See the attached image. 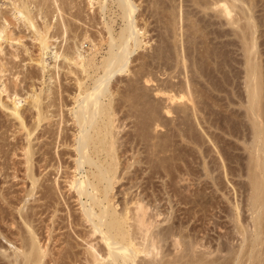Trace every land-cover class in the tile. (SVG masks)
<instances>
[{"label": "rangeland", "instance_id": "1", "mask_svg": "<svg viewBox=\"0 0 264 264\" xmlns=\"http://www.w3.org/2000/svg\"><path fill=\"white\" fill-rule=\"evenodd\" d=\"M62 1L63 2H61V0H58V7L62 6L61 8L60 7L59 8H60V11H62L64 13L58 11V9L56 7L57 5L56 4L53 5V3H54L53 0H52V2H51V0H46L45 2L47 4L44 2V0H41V1L40 0H37V1L34 0V2H36V5H33V7H32L33 11H34L33 18H34V23H35L36 27L38 29H41V30L47 24L51 25V27H52V29L50 30V35L52 37L51 41L55 45H53L50 50L45 52V55L43 57V60H44V63H45V65H44L45 68H43V66H40V64L37 61L40 58V56H41L40 55L41 54L40 42L37 39L38 33L35 31L34 28H32L30 26L28 27L27 24H24L25 23L24 21L17 20L15 18H13L12 15L11 16L9 15L11 13V10L13 9V6L11 5L12 3H11L10 0H0V8H2L4 13L5 12L8 13L7 11H10L7 14L8 16L6 15V18L10 22V25L8 27V30H9L8 34H11L12 39H15V40H11V39L10 40H5V41L2 42L3 43L4 52L0 55V58H2L1 60L4 63L3 64L4 65L3 66V70H5V71H4L3 74L0 73V76H1L0 77V92H2V94L0 93V97H1V99L4 102H6L9 105H12L14 100L19 101L21 103V105H22V107H21L22 113L26 116V118L30 121V124H31V123H34V119L35 118H33V117H35V114L37 113V111L36 112L34 111L35 108H33L34 107L33 104H32L33 97H34V95L39 94V92H40L42 102L44 103V104H42V107L44 105V109L43 110L44 111H48L49 112L48 115L50 117H53V118H51V120L53 122L45 123V125L43 124L44 127H42V130H41L43 132V134L45 132L44 130L48 129V128L49 129L52 128L53 130L51 129V131H53V132L56 131L57 132L60 128L67 127L69 129V131H68L69 134L72 135L73 133H75V130H76V128L73 127L74 125H73V120H72L73 117H74V114H72L73 113L72 111H73L74 106H76V101H75L74 97H76L78 94H80V92L82 94H85L86 92L90 91L92 89V87L94 86L96 79H98L101 75H103L104 70H102L103 67L101 65H103V60H104L103 58L108 56L107 52L110 49L109 48V43H107L108 42L107 40H110V38H111L110 35H108V34H110L108 31L111 30L112 35L115 38L118 39V37H120V34H121L123 28H125L124 27L125 26V21L122 18V15H121L122 11L119 8L118 4L116 2H114V1L112 2V0H109L108 1L109 3L108 2L104 3L102 0H100V1L97 0V1H95V4H94L95 8L89 5V2H88L89 0H86V1L85 0H83V1L82 0H75V1L73 0L72 4L70 3L71 0H67V1H69L68 3L65 0H62ZM254 1L256 2L255 3V5L257 6L256 9L258 10L256 12H254L255 18H257V19H255L256 20V24L258 25V26L256 25V27H259V28H257V30H255L256 27L254 28V31H256V33H255L256 35L254 36V39H256L255 42L257 41L256 45L257 44L258 45H257V49H256L257 52L255 53V55H253V57L255 56L253 59H255L256 61L253 60V62L254 63L255 62L258 63L259 65L261 64V66H262V65H264V22H263L264 21L263 20L264 19V15H263L264 14V7H263L264 6V0L263 1L262 0H260V1L259 0L258 1L254 0ZM37 2L40 5H38ZM65 2L67 3V5H65ZM134 2L138 6V11H137V14H136L137 24L139 26L142 25L141 28H143V30L145 29L144 31L146 32L145 36H141V39L144 41V43L145 42L146 43L145 44L143 43L142 46L140 48H138L133 53L132 58H131V62L129 64L130 70L127 73H124L122 75H117L112 81V83H114V84L111 83V85H110V89H112L111 92L107 95V97L102 98V100L104 101V104L106 103L105 105H109L108 103L110 102V105L112 104L115 107V104H117V106H116V109L118 107V109L116 110V112H117L116 113L117 114V117H116L117 124L120 123L119 126L120 125L122 126L121 127L120 137H123L125 135L126 139L129 138L130 143L134 142V144L136 146L132 145L133 148L134 147L135 148L138 147L141 150L140 151L137 148L135 151L136 152L138 151L139 153L141 152L142 154L138 153L140 155V157L141 158L142 157H144V158L146 157V159H147V161H146V159L144 160V158L143 159L140 158L143 161V163H144V165L140 163L144 171H142V168H140L141 173L138 172L139 175H136V174H138L137 171H139V166H140V165L136 164V166H138V167L134 166L135 168H133L131 170V173H133V174L136 173V174H134V177H132V179L133 178L134 179L133 180L130 179V178L128 179L129 181L132 180V183H130L131 181L129 182L128 180H125L124 184L126 186H123V187L125 189V188H127L128 186H130V185H132L134 183L137 185V186H134L136 188H134L133 185L131 186V190L133 192H131V196H129V197H132V193H133V196H135L134 194H138L140 191H142V189L146 188L145 190H147V193H146L145 190H144L145 192L143 191V193L150 194V196H147V197L152 199V200H150V199L149 200L152 202L153 211L157 212L159 210V212L163 214V216L161 215V217L159 218V221L163 222L162 227H166V225L168 226V224L170 225V222L172 221L174 225H176V224L178 226L182 225V227H184L185 230H190L192 232H195L193 234L194 235L198 234L197 237L199 239H201L204 236V238H205L204 242L206 241V242L210 243V241H212L211 242L212 243L211 246L214 245V247H217L219 240H220V242H222V236H224L223 237V243L225 242L224 245L227 244L228 242H229L228 244H231L230 242L232 241V238L235 237L234 236V224L232 223L233 221L231 220L232 219L231 215L235 211V204L240 206L239 207V211H240L239 214H240V217L242 216L241 220L251 221L250 220L251 219V214H249V211L247 210L248 209L247 203H248L250 189H251L250 188L251 186L248 183V181H250V179L248 177V173H249V168H248L249 163L248 162H249V157H250L249 154H250V152L248 151L247 147L252 142L253 129L251 128L252 126H251V122H250L249 118L246 119V117H248V113H246L247 112L246 106H248V100H249L248 96L249 95H248V90H246L247 89V79H246L247 78V70L246 69L248 68V64H247L248 60L246 58H248V57H247L246 52L244 50L245 49V44H243V42H242V35H244V34L241 31V29H238L237 27L229 25L225 18L221 19L220 16H217L218 14H216L217 12L215 10L211 9V10H205V12H202V11H204L202 5L205 4V3L207 4V1H205V0L203 2H202V0H175V1L174 0H134ZM193 2H195V3H193ZM208 2L210 3V2H212V0H208ZM259 2H261V3H259ZM196 3L201 5L202 10H201L200 5H197ZM178 4H180L179 6H180V8L182 10L184 9L183 12L185 11V13L182 12L183 14H187L188 15L189 13H191L189 15V17H191V18H189L188 16L187 17L184 16V18H186V20L184 19L185 22H183V23L180 22L182 14L180 15L178 13L181 10V9L178 10V8H179ZM76 5H78V6H76ZM104 5H105V8L103 10L102 7ZM173 5H175L174 7L176 8V11H175V8L173 7ZM63 6H64V8H63ZM40 7H41V9H40ZM35 9H36V11H38L39 9L40 10L38 12H36ZM61 9H63V10H61ZM64 9H65V11H64ZM171 9H174V11L177 13V16L178 15L180 16V17L178 16V18H179V23H180L179 25L181 27H180V29L177 30V33H178V35L176 34L177 37L173 36L174 35V30H170L169 29V27L172 26V25L168 24V22L171 21V18L173 19V17L171 16V14H172ZM239 10L240 9H238V13L237 14L238 15L240 14L239 16L241 17V15H243V14L240 13L242 11L239 12ZM246 10H247V8H246ZM45 12H48L49 14L45 13ZM79 12H80V14H78ZM151 12H152V14H151ZM170 12H171V14H170ZM60 13H61V15H60ZM75 13H77V14H75ZM164 13H166V14L164 15ZM205 14H206V16H205ZM258 15H259V17H258ZM62 16H65V18L64 17L62 18ZM97 16H99V17H97ZM203 17L206 18V19H204ZM236 17H237V15H236ZM240 17H237V18H240ZM243 17H241V18H243ZM178 18H177V22H178ZM188 18L191 19V20L188 21L189 20ZM168 19H170V20H168ZM196 19H197V21H196ZM201 19L202 20L204 19L205 21L204 20L202 21ZM61 21H63V22H61ZM96 21H98V22H96ZM192 21H194V22H192ZM200 21L202 23L204 22V24H202ZM221 21H223L224 23L221 22ZM245 21H246L245 19H244V21L243 20L240 21L241 25L245 26L244 25ZM66 22H67V24H65ZM190 22H191V24L192 23L194 24V23L198 22V24L201 25V26H198L199 28L197 27L198 30L200 29V31H201V28H204L203 25H205L206 28L208 27V25H210L207 29L204 28V30H203L204 32L198 31V33H197L198 34L197 35V37H198L197 45L195 47L188 42L189 36H191V34L193 33V29H192V25L193 24L191 25ZM101 23L103 25H101ZM207 23H208V25H207ZM187 24H188V26H191V28H189L187 26ZM54 26H55V28H54ZM183 26H185L184 27L185 29L182 28ZM232 27H234V29ZM65 28L70 30V32H68V30H67V33H65L66 32ZM165 28H167V29L165 30ZM14 29H16V30H14ZM71 29L73 31H71ZM187 29L188 30L191 29L192 31H190V30L188 31ZM57 30H60V31L57 32ZM185 30L187 31V33L184 32ZM165 31H167V32H165ZM245 31H248V30H245ZM11 32H13V33H11ZM92 32H94V33H92ZM180 32H181L182 35H179ZM234 32H235V34H234ZM236 32L239 33V34H237ZM86 33L90 37V40L92 39V40H94V42L96 41L95 43H97V44H99L101 42V40H102V38L104 36L105 39L103 38V40H106V42L104 41V42H101L99 44L100 48H98L97 52L93 51V44H91L92 41L84 40L85 35H87ZM52 34H53V36H52ZM82 36H84V37H82ZM93 37H95V38L93 39ZM173 37H174V39H173ZM78 38H80V40ZM99 38H100V40H99ZM72 40H74V41H72ZM161 41H162V43H161ZM183 41H184L186 46L184 45V43H182ZM178 42H180V43H178ZM76 43H78V44H76ZM82 43L84 45H81ZM172 43L173 44L175 43L174 45L177 44L178 46L174 47ZM79 44L81 45L80 46V51L87 58L89 56L90 57L93 56V54H96L95 60H94L95 61L94 66H92V68L89 67L87 72H84V75H83V72L80 71V69L76 68V66L68 65V62L65 59H63V57H61V58H59L57 60L55 58V52L64 53L66 51V53L70 54V51H73L74 49L76 50V47H78ZM163 44H164V46H163ZM166 45H167V47H165ZM182 45H183V47H181ZM70 46H72V47L70 48ZM179 46L181 47L182 52H181V49H180ZM176 47L179 50H177ZM67 50H68V52H67ZM179 52H180L181 55L185 54L184 56L188 60H185L186 58L184 56L179 55ZM66 53H64V54H66ZM14 54H15V56H14ZM149 54H151V55L149 56ZM170 54H171V56H170ZM187 54L189 55L190 59H189ZM190 54H191V56H190ZM12 56H14V57H12ZM143 56H144L145 59L143 58ZM177 56L185 58L184 59L185 60V65L183 63H181V64L179 63L180 65H178L177 62H178V58L179 57L177 58ZM256 56H257V58H256ZM149 57H151L153 60L151 58H149ZM193 57L196 58V59H193V60H196L197 63H198V66L202 68V71L200 73L198 72V69L193 67V65H192L193 64L192 63L193 60H191V58H193ZM203 57H204V59H203ZM154 59L155 60L157 59L158 61L157 60L155 61ZM167 59H170V61L167 60ZM151 61H152V63H151ZM174 61H175V63L178 66L177 68H176V64L174 63ZM186 61H189V62L186 63ZM169 62H171V63H169ZM145 63H146L147 66L144 65L145 66V69H144V72H143L144 74L142 72H141V74H139L141 69H142L143 64H145ZM154 63H155V65H154ZM182 64H183V66H182ZM13 65H14V68H12ZM185 66L186 67L188 66L187 70L189 72L186 70ZM69 67H71V68H69ZM225 67H227V68H225ZM245 67H246V69H245ZM263 67L264 66H262L261 70L262 69L264 70ZM11 68H12V70H11ZM64 68L67 69V70H65ZM41 69H43V70H41ZM71 69L72 70L75 69L74 74L69 73V70H71ZM77 70H79V71H77ZM152 70H153V72H152ZM176 70H177V73H175ZM216 70H217L218 74L216 73ZM31 71H34V72H31ZM76 73L79 74L80 76H78ZM192 73H195V75L192 74ZM198 73H199V75H198ZM39 74H40V76H39ZM138 74L140 76H142V77L139 76L140 77L139 80H137V78H136V77H138ZM183 74L184 75L187 74L186 75L187 77L183 76ZM147 75H148L147 79H151V80L154 79L155 81L157 80L156 82L154 81L153 83H151L152 84L151 85L152 88H158V89L163 90V91L165 90V93H169V94L172 92L171 93L172 95H178L179 97L180 96H184L186 94L185 90L184 91L181 90V83H183V80L186 81V79L188 78V80H191L192 84L191 83L190 84L193 85V86L195 85L194 87L196 88V91H195L194 87H193V89L191 88L193 91L188 92L189 96H190V94H192V97H193L194 93H192V92H195L196 93V97L195 96H194L195 98L193 97L195 99V101L197 100V98L200 100L199 102L202 101V103L200 105L201 110H200V112L198 110L197 113H196L198 115L196 116V114H194L195 116L194 115L192 116V113H191V115L188 118H185V120H184L185 116L183 114L180 115L178 113L177 114L173 113L171 115V117H165V115H164V117H165L164 119L161 116L159 117V115H158L157 119L159 121H162V122L159 123L161 126L158 127L157 130L154 129V124H153L154 122H151L152 120L149 119V121H150L149 123L153 124V126H151V124L148 126V123L146 124V126L148 127V129L151 126L150 129L153 128L154 130L146 129L145 131L147 132V134L150 133V135L152 136V139L154 138V135L157 137V139L155 137V139H154L155 141L151 139L152 142H151V140H149V138L151 137L149 134H148L149 136L146 137L147 139L144 142H142L141 137H139L140 141L136 140V138H137L136 136L137 135L140 136V133L142 132L141 131L142 129H140L141 128L140 127L141 120L146 121V119L150 116L149 113L144 114L145 112H148L147 109H145V106L143 104L138 106L136 109H134V107L132 105L131 108L133 107V109H129L130 105L132 103L137 102V99H135L136 101H133L132 103H130L132 99L129 100L130 101L129 103L127 102L129 97H131V98L133 97L134 98L135 96H133V95H136V91L135 92H131V90L129 91V89H131L132 85L136 82V80H137L136 83H139V84H137V86L139 85L138 89L140 88L137 92H141V91H143L145 89L146 85H144V83H145V79H146ZM149 75H151V76H149ZM263 75H264V71H263ZM78 78L82 81V85L81 86H79V84L77 83V79ZM82 78L84 80H82ZM171 79L172 80L174 79L175 81L174 80L171 81ZM230 79H232V80H230ZM131 80L134 83L131 84V82H132ZM140 80H142V81L140 82ZM178 80H179V82H178ZM194 82H195V84H194ZM165 83H167V84H165ZM83 84H84V86H83ZM170 84H172V85H170ZM178 84H180V85H178ZM129 85L131 87H129ZM6 87L8 88V91L7 92H3V90ZM67 87H69L68 90H67ZM122 87L125 90H123ZM142 87H143V90H142ZM172 88L175 89V90H173ZM200 89L202 91V94H201ZM180 90L183 91L184 93L182 94ZM198 90L200 91L199 93H198ZM62 91H64V92H62ZM246 91H247V93H246ZM16 93H17V95H16ZM75 93H76V95H75ZM111 93L113 95H111ZM173 93H175V94H173ZM197 93H198V95H197ZM114 94H116V95H114ZM118 95H119V97H118ZM112 96L113 97L115 96L116 98L115 97L113 98ZM62 97H64V98L62 99ZM125 97H126V99H125ZM115 99H116V101H115ZM162 99H164V98H162ZM183 100H187V99L184 98ZM51 101L54 102V103H52ZM60 101H62V102H60ZM64 101H66V102H64ZM243 101H244V103H243ZM45 102H46V104H45ZM49 102H51V103H49ZM196 102H198V101H196ZM203 102H205L206 104L203 103ZM61 105H62V107H61ZM142 105L144 107H142ZM243 105L246 108V111H245V108L243 107ZM204 106H205V108H204ZM127 109H128V111H127ZM206 109H208V110H206ZM137 110H140L142 114L139 113V111L137 113ZM214 112H215V114H214ZM245 113H246V115H245ZM63 116H64V118L62 119ZM12 117L13 116L10 115V112L8 110L3 109L0 106V141H1L0 143L4 144L5 146L7 144V146H6L7 150H6V147L4 145L0 144V146L2 145L3 149L8 151V153H7L8 156H5V158L0 153V163L1 164L2 163L9 164V165L11 164V166H13L12 164L15 163L14 164L15 166H17L18 168L23 170L24 164H22V162L24 161L25 157L23 156L24 153L21 152L22 151L21 147L24 144H27L26 143L27 141L25 140L26 139V136H25V134H26L25 131L26 130L25 131L23 130V132H22L21 127L20 126L18 127L19 122L15 118H12ZM168 118H170V119H168ZM190 118H191V120H190ZM65 120H67V121L69 120V122H67ZM166 120H168V121L170 120V121L168 122ZM29 121H28V123H29ZM63 121L67 122V123L65 124V123H63ZM143 121H142V125L143 124L145 125V123L148 121V119H147V121L145 123H143ZM60 122H61V124H60ZM230 122H232V123H230ZM2 124H4V126H2ZM66 125H68L69 127L66 126ZM58 127H59V129H58ZM249 128H251V129H249ZM179 129H181V131ZM250 130H251V132H250ZM190 131L191 132L193 131V132L191 133ZM78 132L79 131L77 130L76 134H78ZM193 133H194V135H193ZM189 134H191V135H189ZM239 135H240V138H239ZM1 136L3 137V139L1 138ZM163 136L164 137L166 136L165 139L166 138L167 139L165 140ZM183 136L185 137L186 140L183 138ZM159 137H161V138L159 139ZM162 137H163V140H162L161 143L160 142L159 143H160L161 147L163 145V147H165V148H163V147L162 148H158L157 146H156L157 148L155 147L156 149L152 148L154 143H156V142L158 143V141H156V140H158V139L161 140ZM3 140H4V142L6 144L3 142ZM44 140L47 143L52 141V139H49V138L48 139L45 138ZM131 140H133V141H131ZM148 140L151 143L147 142ZM188 140H190V142ZM200 140H201V142H200ZM165 141H169L170 143L169 142L165 143ZM139 142H140V144H139ZM34 143L36 144L37 142H34ZM147 143L150 144L149 146H151L152 144L153 145L151 147H149ZM159 143L157 145H159ZM162 143H164L165 145L162 144ZM11 146H13V148ZM40 146L41 145H38V147L36 149H39ZM49 146L50 145H48V148H49ZM51 146H53V147H51ZM51 146H50L51 150L49 149L50 150L49 152L51 153L50 154L51 156L54 155V157H55L56 156V153H55L56 151L63 150V147H60V149L58 147L56 148L55 143L51 144ZM1 147H0V149H1ZM130 147L131 146L128 145V148H130ZM166 147L168 148V150L170 149L171 152H168ZM183 147H184V149H183ZM10 148H11V150H10ZM46 148H47V146H46ZM14 149L17 150L15 152L16 155H14L12 153V152H14ZM152 149H155V150H152ZM162 149H164V151ZM165 149H166V151H165ZM244 149H245V151H244ZM151 150L154 151V152H152ZM155 151H156V153H155ZM160 151H162V152L161 153H157V152H160ZM131 152L132 151H130L129 156H132L133 152L132 153ZM154 153L159 155V156H160V154L162 155V153H165L166 155L164 156V158H165L166 161L163 159L165 162L162 161L161 162L162 165H161L160 164V161H161L160 159L163 156L162 157L160 156L161 157L160 158L157 155H153V158H152L151 155L154 154ZM147 154H149V155H147ZM148 157L151 158L150 161L148 160L149 159ZM221 157H222V159H221ZM154 158L156 159V161H155ZM158 158H159L160 161L158 160ZM166 158H168V161H167ZM169 158H170V161H169ZM223 158H224V160H223ZM152 159H154V160H152ZM18 160H20V162ZM11 161H13V162H11ZM151 161L152 162L155 161L153 163L157 164L156 166H158V170H156L157 169L156 166L155 167L151 166V164L153 165V163ZM202 161H203V163H202ZM17 162H18V164H17ZM55 162H56V160H54L52 163L55 164ZM166 162H168V163H166ZM146 163H149V164L145 165ZM159 165L162 166V167H160ZM149 166H151V169L149 168ZM13 167L8 170L9 174H6L7 177H4V176L0 177L2 183H5V184L1 183L0 184L1 185L0 188H3L4 192H10L11 193V194H9V197L13 198V202L11 203V206L8 208V210L10 212L13 211L12 213L14 214V216H16V218H14L13 215L12 216L10 215V217H8L6 219V221H4L5 223L4 222L1 223V226H2V230L4 232V235L7 236L8 238L11 237L9 240H11V239H12V241L16 240L14 242H15L16 246L18 247V246H20L19 244H21V242L19 240L20 237H18V235H20V232H19L20 230L17 227H15L16 225L13 227L12 224L14 222L20 221V219H18L19 215L17 213V209H20L22 207V203H20V201L17 199L16 196L20 197L21 195H23L24 194V189H26L27 185L30 186V183H28V184H27V182L24 183L25 181H23L21 179V176H22L23 172L19 173L21 176L18 179L17 178L13 179V177H14V176H12V175H14ZM188 167H189L190 170L188 169ZM136 168H137V170H136ZM147 168H149V169H147ZM223 168H224V170H223ZM225 168H226V170H225ZM48 170L51 171V172L48 173V178L50 180L45 182V183L52 186V184H54L56 170L53 169V168L52 169L49 168ZM154 170H155V172H153ZM242 170H244V171H242ZM151 171L154 174H151L150 173ZM169 171H171V172H169ZM181 171H183V172H181ZM147 172H148V174H151V175H149L150 176L149 180H148L149 176L147 175ZM142 173H144V175ZM133 174L131 176H133ZM205 174H206V176H205ZM135 175L137 177L140 176L139 177L140 180L137 179V178H136L137 179L136 180L135 179ZM170 175H171V177H170ZM210 175H211V177H210ZM141 176H142V178H141ZM146 176H148V177H146ZM151 176H152V178H151ZM163 177H164V179H163ZM205 177H206V179H205ZM61 178L59 180H60L62 186H64L65 185L64 178H62V179ZM144 178L146 179V181H145ZM160 178H162V179H160ZM202 178H204V179H202ZM3 179H5L4 182H3ZM172 179L173 180L176 179V180L173 181ZM134 180H136V182L133 183ZM138 180H139V182L143 181L142 183H144V185L143 184L140 185ZM180 180H181V182H180ZM148 181L149 182L151 181V182L148 183ZM167 182H168V184H167ZM169 182L172 184L171 186L169 185ZM128 183H130V184H128ZM173 183L174 184L176 183L175 185H176L177 190H178V192L176 190V193H174L175 189H174V192H173V188H175V186L173 187V185H174ZM145 184H146V186H145ZM147 184H148V186H147ZM119 185H121V184H119ZM119 185H117V187H118L117 189H120ZM139 185L141 187L142 186L143 187L145 186V187L140 189ZM167 186L169 188L170 187L171 188L169 189ZM206 187H207V189H206ZM245 188H247V189H245ZM29 189H30V187H29ZM117 189L115 190V192L117 191ZM64 190H63V192L66 193L65 194L66 196L65 195L64 196L67 199L71 197L70 198V203L72 205L70 203L69 204L71 206V209H73V211L71 212V209H70V211H67L69 209L66 208L67 205H65L64 203H63V205H65V206L62 207V202H64L63 200L65 199V197H63L62 194H60V193H59L60 195L56 194L55 197L59 196L58 197L59 198L58 201H60V200L62 201V202L60 201L61 204L58 206L60 208V210L58 212V216L59 215L61 216V218H59V221L60 222L62 221L60 219H64V220L66 219V220H65V222L63 220L62 221L63 224H60V225L64 226L65 228H62L61 226H58L59 229L61 227V229H60L61 232L59 231V229H57V231L55 233H56V236H58V237L55 236V233H54V236H55V238H58V239H60V237H61V241L63 240L66 243L63 244V241L62 242L61 241H59V242L57 241L58 244H54V242H51V243H53V245H51L53 247V251L56 253V254L53 255L55 257L54 259L57 260L58 257H59V259L57 260L58 263H56L54 260H52V257H51L50 260H52V261H50V262H52L53 264H55V263L56 264H83L84 260H82V258L84 257V252H85L86 246L84 245L85 242L82 243L81 242L82 240L80 239V237H78V233H79L78 231H80L81 227L78 226V229H77L76 228L77 226H76L75 228L77 230H75V228H73L74 230H71L72 227L70 228V226L72 225L71 224L72 218L70 217V215H73V214H74V216H76L77 214L79 215V213H80L79 212L80 211V205L75 201L74 198H72L71 195H69L68 192H66V189H64ZM135 190L138 191V192H136ZM204 190H205V192H204ZM122 191H123V189H122ZM122 191L120 190L121 193H119V191H118V196L117 197L119 198V200L124 197V195L122 194ZM166 191L167 192L169 191V192L166 193ZM172 192L174 194H176V195L174 196V194ZM56 193H58V192H56ZM164 195H166V196H164ZM168 196H170V197H168ZM245 199H246V201H245ZM156 201H158V203ZM1 203H3V204H1ZM1 203H0L1 206L4 205V206L8 207V205L7 204L5 205V203L3 201H1ZM28 203L29 204H27V205H29L28 207H30V208L33 205L36 204V203H34V200H31ZM156 205H157V207H156ZM242 207H243V209H242ZM68 208H69V206H68ZM67 212H70L72 214H70V213L67 214ZM49 213H46L47 214L46 216L44 214L43 215L44 218L42 217V219L50 221ZM188 215H189V217H188ZM229 215H230L231 218L229 217ZM62 216H64L65 218H63ZM67 217L69 219L70 218L71 219L67 220ZM73 218H75V217H73ZM163 218H165V219H163ZM168 218L169 219L171 218L172 220L170 219V222H169ZM185 218H187V219H185ZM166 219H167L168 222L167 221H163V220H166ZM229 219L231 220V222H230ZM172 222H171V224H172ZM46 223L48 224V222H46ZM42 224H45V223H42ZM67 225H69V226L66 227ZM72 226H75V225H72ZM10 230H11V232H10ZM203 230H204V232H202ZM67 231H68V235H69V232H70V235L73 234L72 235L73 237L71 236L72 237L71 238L72 241L70 240V238H68ZM75 231H77V232H75ZM187 232H189V231H187ZM192 232H190V233H192ZM47 234L48 233L46 232V235ZM70 235H69V237H70ZM219 236L221 237V239H220ZM230 237H231V240H230ZM65 238H66V241L64 240ZM67 238L69 239V241H68ZM67 241L69 243H67ZM0 242H1L0 244L3 246L4 249L5 248L8 249L7 254H13L14 251L9 249V247H10L9 244L6 243V240L2 236H0ZM234 242H235V240H234ZM236 243H238L237 240H236L235 244ZM67 244H69V247H67L68 246ZM70 245L73 246V249H71V250H70V247H71ZM167 246L170 248L168 243L166 245V249L168 248ZM225 246H227V245H225ZM83 248H84V250H83ZM66 249L68 250L69 254L71 253V251L74 252V254H72V255H75L76 253H78V254H76L75 256H72L73 258L70 257L71 255L68 257V253L66 254V252H67ZM56 251H58L59 254ZM75 251H77V252L75 253ZM65 254L67 256H64ZM78 256H79V258H77ZM60 257H61V259H60ZM142 257L143 256H141V258ZM64 258H65L66 261L64 260ZM69 258H71V259H69ZM48 260H49V258H48ZM59 260H60V262H59ZM70 260H72V261H70ZM7 262L8 261L6 260V258H4V257H2V255H0V264H8ZM50 262H49V264H52Z\"/></svg>", "mask_w": 264, "mask_h": 264}, {"label": "bare ground", "instance_id": "2", "mask_svg": "<svg viewBox=\"0 0 264 264\" xmlns=\"http://www.w3.org/2000/svg\"><path fill=\"white\" fill-rule=\"evenodd\" d=\"M10 1L12 3L11 5L13 6V9L11 10V13L9 15L10 16L12 15L13 18H15L17 20L24 21L25 22L24 24H27L28 27L30 26V27L34 28L35 31L38 33V35L37 34L36 35H37L38 41L40 42V51H41V54L40 55L41 56H40V58L37 61L40 64V66H43V68H45L44 67L45 63H44V60H43V57L45 55V52L48 51V50H50L51 47L53 45H55L51 41V39H52V37L50 35V30L52 29L51 25H49V24L45 25V27L42 28V30L41 29H38L36 27V25L34 23V18H33L34 11H33V8H32L33 5H36V2H34V0H10ZM45 1L46 0H44V2ZM53 1H54L53 5L56 4L57 6L56 5L55 6L57 7L58 11L59 12H62V11H60V8L62 6L61 7L59 6L60 8L58 7V0H53ZM65 1L67 3L69 2L67 0H65ZM72 1L73 0L70 1L71 4H72ZM95 1H97V0H89L88 1L89 2V5L92 6V7H94ZM102 1L104 3H107L109 0H102ZM113 1L118 4L119 8L122 11L121 15H122L123 20L125 21V26H124L125 28H123V30H122V32L120 34V37H118V39L115 38L112 35L111 30L108 31L110 33L108 35H110V37H111L110 40H107L108 41L107 43H109V48L110 49L107 52L108 53V56L105 57V58H103L104 59L103 60V65H101L103 67L102 70H104L103 75H101V76L99 75L100 77L98 79H96L95 84H94V86L92 87V89L90 91L87 90L88 92H86V93L84 92L85 94H82L80 92V94H78L76 97H74V99L76 101V106H74L73 111H72L73 112L72 114H74V117H73L72 120H73V125H74L73 127L76 128L75 133H73L71 135V134H69V132H68L69 129L67 127H62L61 126L62 128L59 129V127H58L59 130L57 132L56 131L53 132V131H51L52 128L51 129L48 128V129H45L44 130L45 132L43 134V132L41 131L42 130V127H44L43 124L45 125V123L53 122L51 120V118H53V117H50L48 115V113H49L48 111H44L43 110L44 109V105L42 107V104H44V103L42 102L40 92H39V94H36L33 97L32 104L34 106L33 108H35L34 111L35 112L37 111V113L35 114V117H33V118H35L34 119V123H31V124H30V121L26 118V116L22 113V111H21L22 105H21V103L19 101L14 100L13 103H12V105H9L6 102H4L1 99V97H0V106L3 109L8 110L10 112V115L13 116L12 118H15L19 122L18 127L19 126L21 127L22 132H23V130L24 131L26 130L25 131L26 132V134H25L26 139L25 140L27 141L26 142L27 144H24L21 147V150H22L21 152L24 153L23 156L25 157L24 158V161L22 162V164H24L23 170L20 169V168H18L17 166H15L14 165L15 163L12 164L14 167L11 166V164L9 165V164H4V163L1 164L0 163V177L1 176L7 177L6 174H9V171L8 170L13 167V170H14V172H13L14 175H12V176H14L13 179L14 178H17L18 179L21 176L19 173L20 172H23L22 173V176H21V179L23 181H25L24 183H26V182H27V184L30 183V186L27 185L26 189H24V194L23 195H21L20 197H18V196L15 195L17 197V199L20 201V203H22V207L20 209H17V213L19 215V218L18 217L17 218L20 219V221L14 222L12 224L13 227L16 225L15 227H17L20 230L19 232H20V235L21 236L18 235V237H20L19 240H20L21 244H19L20 246H18V247L16 246V244L14 242L16 240H14V241H12V239L9 240L11 237L8 238L7 236H5L4 235V232L2 230L1 223H3L4 221H6V219L8 217H10V215L11 216L13 215L14 218H16V216H14V214L12 213L13 211L10 212L8 210V208L11 206V203L13 202V198L9 197V194H11V193L10 192H4L3 191L4 189L3 188H0V203H1V201H3L5 203V205L6 204L8 205V207H6L4 205H3L4 206L3 207V206L0 205V236H2L6 240V243L9 244V246H10L9 249H11V250L14 251V252L12 251L13 254H7L8 249L7 248L4 249L3 246L0 244V255H2V257L6 258V260L8 261L7 262L8 264H49V262L52 261V260H54L56 263H58L57 260L59 259V257L57 256L58 257L57 260L54 259L55 257L53 255L56 254V253L53 251V247L51 246V245H53V243H51V242H54V244H58V242L61 241V237H60V239L55 238V236H56V233L55 232L57 231V229H59L58 226H61L62 228H65V227L62 226V225H60V224H63L62 221L64 219H60V220H62L60 222L59 221V218H61V216L60 215L58 216V212L60 210V208L58 206L61 204L60 203L61 200L58 201V199H59L58 197L59 196L58 197H55V196H56V194H58V195L62 194V196L65 197L66 196L65 195L66 193L63 192V190L66 189V192H68L69 195H71L72 198H74L75 201L80 205V211H79L80 213L78 212L79 215L78 214H77L78 216L77 215L74 216V214L73 215H70V217L72 218L71 224L72 225H75V226H72L71 225L70 228L72 227L71 230H74L73 228H75L76 226H77L76 227L77 229H78V226L81 227L80 228V231H78L79 232L78 233V237H80V239L82 240L81 241L82 243L85 242L84 245L86 246V248L84 247L85 248V252H84V257L82 258V260H84L83 264H264V75H263V71L264 70L263 69H262L263 71L261 70L262 66H264V65L261 66V64L259 65L258 63H256V62L254 63L253 62V60H255V59H253L255 57V56L253 57V55H255V53L257 52L256 49H257V45H258V44L256 45V42H257V41L255 42L256 39H254V36L256 35L255 34L256 31H254V28L257 25L256 24V20H255L257 18H255L254 12L258 11L256 9L257 6L255 5L256 2L254 0H212V2L209 3L208 0H205V1H207V4L205 3V4H203L204 6L202 5V7L204 9V11H202V12H205V10H211V9L212 10H215L217 12L216 14H218L217 16H220L221 19L222 18H225L227 20V23L229 25L234 26V27H237L238 29H241V31L244 34V35H242V34L241 35H242V42H243V44H245V49L244 50H245L246 55L248 57V58H246L248 60L247 61L248 68L246 69V67H245V69L247 70V78H246L247 79V89L246 90H248V95H249L248 96V98H249V100H248V106H246V108H247V112L246 113H248V117H246V119L249 118V120L251 122V126H252L251 128L253 129V132H252L253 133L252 142H251V144H249L248 147L246 146L248 148V151L250 152V154H249L250 157H249V162H248L249 163V166H248V168H249L248 177H249L250 181H248V183L251 186L250 187L251 189H250L249 199H248V203H247V206H248V209L247 210L249 211V214H251V219H250L251 221L241 220V217L242 216L240 217V214H239L240 213V211H239V207L240 206L237 205V204H235V211L231 215V217H232L231 220L233 221L232 223L234 224V236L235 237L232 238V241L230 242L231 244H228L229 243L228 242L227 244H225L227 246H225L224 245L225 242L223 243V237L224 236H222V242H220V240H219L220 243L217 241L218 242V246L217 247H214V245L211 246V244H212L211 242L212 241H210V243H208L206 241L204 242V239H205L204 236L203 237L201 236L202 238L200 237L201 239H199L197 237L198 234L194 235L193 233H195V232H192L190 230H185V228L182 227V225L181 226H178L176 224L177 225L176 226V225L173 224L172 221H171L172 222V224H171V222H170V219L171 218L170 219L168 218V221L170 222V225L168 224V226L166 225V227H162L163 222L162 221L160 222L159 221V218L161 217V215L163 216V214L160 213L159 210L157 212L156 211H153L152 202L150 201L152 199H150V198L147 197V196H150V194L143 193V191L146 189V188H144L146 186V184H145L144 187L143 186L141 187L140 185H142V184L144 185V183H142L144 180L142 179L143 181L142 182H139V180H140L139 177L140 176L139 177L136 176V175H139L138 172L141 173V171H140V168H142L141 164L144 165V163H143V161L141 159H143L144 157L141 158L140 155H139L141 152L139 153L138 151L137 152L135 151L138 147H136V148L134 147L135 149L133 148V146H136L134 144V142H131L130 143L129 138L126 139L125 138L126 137L125 135L123 137H120L121 127L122 126L121 125L119 126L120 123L117 124V119H116V117H117L116 110L118 109V107L116 109L117 104H115V107L112 104L110 105V102L108 103L109 105H105L106 103L104 104V101L102 100V98L107 97V95L111 92L112 89H110V85H111L113 79L117 75H122L124 73H127L130 70L129 64L131 62L132 55H133V53L138 48H140L142 46V44L144 43V41L141 39V36H145V34H146V32L144 31L145 29L143 30V28H141L142 25L139 26L137 24L136 14H137V11H138V6L134 2V0H112V2ZM203 1L204 0H202V2ZM256 1H258V0H256ZM51 2H52V0H51ZM61 2H63V1L61 0ZM66 2H65V5H67ZM193 3H195V2H193ZM259 3H261V2H259ZM196 4L197 5H200L198 3H196ZM38 5H40V4L38 3ZM179 5L180 4H178V6ZM64 6H63V8H64ZM76 6H78V5H76ZM174 6L175 5H173V7ZM200 7H201V5H200ZM202 7H201V10H202ZM104 8H105V5L102 7V9L104 10ZM246 8H247V10H246ZM40 9H41V7H40ZM179 9H181L180 6H179L178 10ZM238 9H240L239 12L242 11V12H240V13L243 14V15H241V17L244 16L243 18L246 20L245 23H244L245 26L241 25V22L240 21H242V20L244 21V19L239 16L240 14L239 15L237 14L238 13ZM61 10H63V9H61ZM183 10L181 9L178 12L180 15L182 14L181 15V21H180L182 23L185 22L184 19L186 20V18H184V16H186V17L188 16L189 17V15L191 14V13H189L188 15L187 14H183V13H185V11L183 12ZM35 11H36V9H35ZM38 11H36V12H38ZM64 11H65V9H64ZM175 11H176V8H175ZM175 11H174V9H171L172 14H171V12H170V14L173 17V19L171 18V21L168 22V24L172 25V26L169 27V29L170 30H174V35L173 36L177 37L176 36V34L178 35L177 30L180 29L181 26L179 25L180 24L179 23V18H178L179 15L177 16V13ZM7 12L9 13L10 11H7ZM5 13L2 10V8H0V55L4 52L3 43L2 42L5 41V40H10V39L11 40H15V39H12L11 34H8V32H9L8 27L10 25V22L6 18V15L8 13H6V14ZM45 13H48V12H45ZM62 13H64V12H62ZM75 14H77V13H75ZM78 14H80V12ZM151 14H152V12H151ZM165 14L166 13H164V15ZM60 15H61V13H60ZM236 15H237V17H240V18H237ZM205 16H206V14H205ZM63 17L65 18V16H62V18ZM97 17H99V16H97ZM258 17H259V15H258ZM177 18H178V22H177ZM189 18H191V17H189ZM204 19H206V18H204ZM168 20H170V19H168ZM190 20L191 19H189L188 21H190ZM196 21H197V19H196ZM61 22H63V21H61ZM96 22H98V21H96ZM192 22H194V21H192ZM221 22H223V21H221ZM65 24H67V22ZM190 24H191V22H190ZM197 24H198V22H196V23H194L192 25L193 33L191 34V36H189V39H188V42L190 44H192L194 47L197 45V39H198V37H197L198 34L197 33H198V31H200V29L198 30V28H199L198 26H201V25H199V24L197 25ZM202 24H204V22ZM101 25H103V24L101 23ZM207 25H208V23H207ZM187 26H188V24H187ZM209 26L210 25H208V27ZM184 27L185 26H183L182 28H184ZM188 27L191 28V26H188ZM203 27L206 28L205 25H203ZM234 27H232V28L234 29ZM54 28H55V26H54ZM204 28H201V31L202 32H204L203 31ZM257 28H259V27H256L255 30H257ZM166 29L167 28H165V30ZM14 30H16V29H14ZM67 30L68 29H66V32L65 33H67ZM189 30L192 31L191 29H189ZM245 30H248V31H245ZM58 31H60V30H57V32ZM71 31H73V30L71 29ZM68 32H70V30H68ZM165 32H167V31H165ZM184 32L187 33L186 30ZM11 33H13V32H11ZM92 33H94V32H92ZM234 34H235V32H234ZM237 34H239V33H237ZM179 35H182L181 32H180ZM52 36H53V34H52ZM82 37H84V36H82ZM94 38L95 37H93V39ZM103 38H104V36H103ZM103 38H102V40H103ZM78 39L80 40V38H78ZM173 39H174V37H173ZM84 40H90V37L88 36V34L85 35ZM99 40H100V38H99ZM102 40H101V42H104V41L106 42V40H103V41ZM72 41H74V40H72ZM90 41H92L91 44H93V51L94 52H97L98 51V48H100L99 47V44L101 42L99 44H97V43H95L96 41L94 42V40H92V39ZM180 42H178V43H180ZM161 43H162V41H161ZM182 43H184V41ZM76 44H78V43H76ZM174 44H173L174 47L175 46H178L177 44L176 45H174ZM81 45H84V44L82 43ZM81 45L79 44L78 47H76V50L73 48L75 51L74 50L73 51H70V54L69 53H66V51L64 52L66 54L59 53V52H55V58L57 60V59L63 57V59H65L68 62V65H74V66H76V68L80 69V71H82L83 72V75H84V72H87V70L89 69V67L92 68V66H94V64H95V61L94 60H95L96 54H93V56H91V57L89 56L87 58L80 51V46ZM184 45H185V43H184ZM163 46H164V44H163ZM71 47L72 46H70V48ZM165 47H167V45ZM181 47H183V45ZM181 47H180V49H181ZM177 50H179V49L177 48ZM67 52H68V50H67ZM181 52H182V49H181ZM150 55L151 54H149V56ZM179 55H181L180 52H179ZM184 55H181V56H184ZM14 56H15V54H14ZM14 56H12V57H14ZM170 56H171V54H170ZM190 56H191V54H190ZM178 57L179 56H177V58ZM188 57H189V55H188ZM143 58H144V56H143ZM149 58H151V57H149ZM179 58H178V62L176 61L178 63V65H180L181 63H183L185 65V60H188V59L186 57H185L186 59L185 58H182V57H179ZM256 58H257V56H256ZM1 59L2 58H0V73L3 74L5 70H3V66H4L3 64L4 63L2 62ZM189 59H190V57H189ZM193 59H196V58H194V57L191 58V60H193ZM203 59H204V57H203ZM167 60L170 61V59H167ZM187 62H189V61H186V63ZM151 63H152V61H151ZM169 63H171V62H169ZM174 63H175V61H174ZM192 63H193L192 64L193 67L197 68L198 69V72L200 73L202 71V68L198 66L197 61L196 60H193ZM183 64H182V66H183ZM144 65H146V63L143 64V66L141 65L142 66V69H141V71L139 70L140 71V73L138 72L139 74H141V72L142 73L144 72V69H145V66ZM154 65H155V63H154ZM177 67L178 66L176 64V68ZM187 67H186V70H187ZM12 68H14V65H13ZM12 68H11V70H12ZM69 68H71V67H69ZM225 68H227V67H225ZM41 70H43V69H41ZM65 70H67V69H65ZM153 70H152V72H153ZM77 71H79V70H77ZM31 72H34V71H31ZM74 72H75V69L74 70H72V69L69 70V73L74 74ZM175 73H177V70H176ZM195 73H192V74L195 75ZM199 73H198V75H199ZM216 73L218 74L217 70H216ZM139 74H138V77L140 76ZM77 75L80 76L79 74H77ZM186 75L183 74V76H186ZM39 76H40V74H39ZM149 76H151V75H149ZM138 77H136L137 80H139L140 77H142V76H140L139 78ZM147 77H148V75L146 76L145 83H144V85H146V87H145L144 90H143V87H142V90L143 91L140 90L141 92H137L140 89V88L138 89V86L139 85L137 86V84H139V83H136L137 80L135 82L136 84L132 81L133 79L131 80L132 82L130 81L131 84L134 83L135 85L133 84L132 87L129 85V87H131V89H129V91L130 90H131V92H135L136 91V95H133V96H135L134 98L133 97L132 98L129 97V99L127 98L128 99L127 100L128 103L130 102L129 101L130 99H132L130 103H132L133 101H136L135 99H137V102L132 103L130 105V108L129 109H133V107H134V109H136L138 106H140L141 104H143L145 106V109H147V111H148V112H145V113L143 112V113L144 114L149 113V115H150V116L148 115L150 118L149 117L148 118L146 117L148 119V121L146 119L147 122L141 120V123H140L141 125H142V121H143V123L146 122L145 125L143 124L144 126L143 125L142 126L140 125L141 128L138 126L140 129H142L141 130L142 132L140 133V136L139 135L136 136L138 138V139L136 138V140L140 141L139 137H141L142 142H144L147 139L146 137L150 135V133H148L149 134L148 135L147 132L145 131L146 129H148V127L146 126V124L148 123V126L151 124V123H149L150 122L149 119L152 120L151 122H154L153 123L154 124V129L157 130V128L161 126L159 123L162 122V121H159L157 119V116L158 115H159V117L161 116L164 119L165 117H171V115L173 113L174 114H177L178 113L180 115L183 114L185 116V117L183 116L184 117V120H185V118H188L191 115V113H192V116H193L194 114L197 113L198 110L200 112V110H201L200 105L202 103V101L199 102L200 100L198 98L196 100L198 102L195 101V99H194L196 97V93L195 92H192V93H194V95H193V97L195 96L194 98L192 97V94H190V96H189L188 92L193 91L192 89H193V87L195 85L194 86L191 85L192 84L191 83V80H188V78L186 79V81L183 80V83H181V90H183V91L185 90L186 91V94L184 96H180L179 97L178 95H172L171 94L172 92L169 94V93H165V90L163 91V90H160L158 88H152L151 87V85H152L151 83H153L155 80L152 79L153 80L152 81L151 79H147ZM82 80H84V79L82 78ZM173 80L171 79V81H173ZM179 80H178V82H179ZM230 80H232V79H230ZM141 81L142 80H140V82ZM77 83L79 84V86L82 85V81L79 78L77 79ZM112 84H114V83H112ZM165 84H167V83H165ZM194 84H195V82H194ZM170 85H172V84H170ZM178 85H180V84H178ZM83 86H84V84H83ZM68 88L69 87H67V90H68ZM122 89H123V87H122ZM194 89L196 91V88L195 87H194ZM123 90H125V89H123ZM173 90H175V89H173ZM7 91H8V88L6 87L3 90V92H7ZM183 91H181L182 94L184 93ZM200 91H201V89H200ZM200 91L198 90V93ZM62 92H64V91H62ZM0 93L2 94V92H0ZM112 93H111V95H113ZM198 93H197V95H198ZM246 93H247V91H246ZM173 94H175V93H173ZM201 94H202V91H201ZM16 95H17V93H16ZM75 95H76V93H75ZM114 95H116V94H114ZM118 97H119V95H118ZM63 98L64 97H62V99ZM162 98H164V99H162ZM184 98L187 99V100H183ZM125 99H126V97H125ZM66 101H64V102H66ZM115 101H116V99H115ZM51 102H49V103H51ZM60 102H62V101H60ZM52 103H54V102H52ZM203 103H205V102H203ZM243 103H244V101H243ZM45 104H46V102H45ZM132 105H133V107L131 108ZM143 105H142V107H144ZM61 107H62V105H61ZM243 107H244V105H243ZM204 108H205V106H204ZM246 108H245V111H246ZM206 110H208V109H206ZM127 111H128V109H127ZM138 111H139V113H141L140 110H137V113H138ZM246 113H245V115H246ZM214 114H215V112H214ZM164 115H165V117H164ZM197 115L198 114H196V116ZM63 118H64V116L62 117V119ZM168 119H170V118H168ZM27 120L29 121V123H28ZM190 120H191V118H190ZM65 121H67V120H65ZM166 121H168V120H166ZM67 122H69V120ZM67 122H64L63 121V123H65V124ZM230 123H232V122H230ZM60 124H61V122H60ZM153 124H151V126H153ZM2 126H4V124H2ZM66 126H68V125H66ZM150 127H149V129H150ZM251 128H249V129H251ZM154 129L152 128L150 130H154ZM77 130L79 131L78 134H76L77 133ZM179 130L181 131V129H179ZM250 132H251V130H250ZM194 133H193V135H194ZM189 135H191V134H189ZM47 137L49 139H52V141L50 140L51 142H48L47 143L44 140L45 138L48 139ZM155 137L156 136L154 135V138L152 139V136H151L149 138V140H151V139L154 140ZM163 137H162L161 140H159L161 138V137H159V139L156 140V141H158V143L159 142L161 143L162 140H163ZM165 137H164V139H165ZM1 138L3 139L2 136H1ZM183 138L185 139L184 136H183ZM239 138H240V135H239ZM156 139H157V137H156ZM149 140L147 142H149ZM152 140H151V142H152ZM131 141H133V140H131ZM188 141L190 142V140H188ZM3 142H4V140H3ZM34 142H37V143L35 144ZM151 142H149V143H151ZM167 142H169V141H165V143H167ZM200 142H201V140H200ZM54 143L56 145V148L58 147L60 149V147H63V150H58V151L55 152L56 153V156L55 157H54V155L51 156L50 155L51 153L49 152L51 150L50 148L54 146V145L51 146V144H54ZM158 143L156 142V143H154V145L152 144L153 145L152 148H155L156 146L158 148H162L163 147V145H162V147L160 146V143H159V145H157ZM0 144H2V143H0ZM47 144L50 145L51 147L49 146V148H48V145ZM139 144H140V142H139ZM162 144H164V143H162ZM2 145H4V144H2ZM38 145H41L40 146L41 148L39 147V149H36L38 147ZM128 145L131 146L132 148L131 147L128 148ZM149 145L150 144H148V146ZM6 146H7V144H6ZM46 146H47V148H46ZM151 146H149V147H151ZM11 147L13 148V146H11ZM163 148H165V147H163ZM155 149H152V150H155ZM183 149H184V147H183ZM6 150H7V147H6ZM6 150L3 149V146L0 149V153L2 154V156L4 158H5V156H8L7 155L8 151H6ZM10 150H11V148H10ZM138 150H140V148H138ZM162 150L164 151V149H162ZM169 150L167 148V151L168 152H171V150L170 151ZM16 151L17 150L14 149V152H12V153L14 155H16V153H15ZM130 151L133 152L132 156H129ZM156 151H155V153H156ZM165 151H166V149H165ZM244 151H245V149H244ZM152 152H154V151H152ZM161 152L162 151L157 152V153H161ZM155 153L151 155L152 158H153V155H157ZM165 153H162V155L160 154L161 157L163 156L162 158L159 155H157V156H159L161 158L160 159L161 161L158 158V160L160 161V164H161L162 161L165 160V158H164V156L166 155ZM147 155H149V154H147ZM145 159H146V157L144 158V160ZM150 159L151 158H149L148 160L150 161ZM154 159H152V160H154ZM166 159L168 161V158H166ZM221 159H222V157H221ZM54 160H56L57 163L55 162V164H53L52 162ZM223 160H224V158H223ZM18 161L20 162V160H18ZM146 161H147V159H146ZM155 161H156V159H155ZM155 161H153V162H155ZM169 161H170V158H169ZM11 162H13V161H11ZM166 163H168V162H166ZM202 163H203V161H202ZM17 164H18V162H17ZM136 164H138L140 166H139V171H137L138 174L134 173V174H136L135 175V179L136 178L139 179L138 180V182L140 183V185H139L140 187L139 188L140 189L144 188V189H142V191H140L138 194H134L135 196H133V193H132V197H129V196H131V192H133L131 190V186L132 185H133V187L134 186H137L134 183V182H136L137 179L133 181L134 184L128 186L125 189L123 187V186H126L124 184V181L125 180H128L129 178L132 179V177H134V174L131 173V170L133 168H135L134 166H136ZM147 164H149V163H146L145 165H147ZM156 165L157 164H154V163H153V165L151 164V166H153V167H155ZM151 166H149L150 169H151ZM136 167H138V166H136ZM156 167H157V169L156 168L155 169L158 170V166H156ZM160 167H162V166H160ZM49 168H51V169L53 168V169L56 170L54 184H52V186L45 183V182H47V181L50 180L48 178V173L51 172L50 170H48ZM149 168H147V169H149ZM188 169H189V167H188ZM136 170H137V168H136ZM223 170H224V168H223ZM225 170H226V168H225ZM142 171H144L143 168H142ZM242 171H244V170H242ZM153 172H155V170ZM153 172L151 171L150 173L151 174H154ZM169 172H171V171H169ZM181 172H183V171H181ZM144 173H142V174L144 175ZM132 174H133V176H131ZM151 174H148V172H147V175L148 176L151 175ZM142 176H141V178H142ZM148 176H146V177H148ZM152 176H151V178H152ZM205 176H206V174H205ZM61 177L64 178V182H65V185L63 184L64 186H62V184H61V182L59 180ZM170 177H171V175H170ZM210 177H211V175H210ZM149 178H150V176L148 177V180H149ZM160 179H162V178H160ZM163 179H164V177H163ZM202 179H204V178H202ZM205 179H206V177H205ZM132 180H130L131 182L129 180L128 181L130 183H132ZM175 180H173V181H175ZM4 181H5V179H3V182ZM145 181H146V179H145ZM150 182L148 181V183H150ZM170 182H169V185L171 186L172 184ZM180 182H181V180H180ZM1 183H2V181H1V178H0V184ZM130 183H128V184H130ZM2 184H5V183H2ZM119 184H121V185H119ZM167 184H168V182H167ZM175 184L173 185V187L175 186V188L172 187L173 188V192H174V189H175V192L174 193H176V190H177V187H176ZM117 185L120 186V189H117L118 188ZM28 186L30 187V189H29ZM147 186H148V184H147ZM134 188H136V187H134ZM116 189H117V191L115 192ZM122 189H123V191H122ZM206 189H207V187H206ZM245 189H247V188H245ZM120 190L122 191V194L124 195V197L119 200V198L117 196H118V191H119V193H121ZM145 191L147 193V190H145ZM56 192H58V193H56ZM136 192H138V191H136ZM168 192L166 191V193H168ZM177 192H178V190H177ZM204 192H205V190H204ZM175 195L176 194H174V196ZM164 196H166V195H164ZM168 197H170V196H168ZM70 198H68L69 199L68 200L65 197V199L63 198L64 199L63 200L64 202L61 201L62 202V207L65 206V205H67L66 208L69 209L67 211H70V209H71V206H70V204H71L70 203ZM31 200H34V203H36L35 205H33L31 207L32 209L30 207H28L29 205H27V204H29L28 202L31 201ZM158 201H156V202L158 203ZM245 201H246V199H245ZM63 203L65 205H63ZM1 204H3V203H1ZM68 206H69V208H68ZM156 207H157V205H156ZM242 209H243V207H242ZM72 211H73V209H71V212ZM46 213H49V215H50L49 216L50 217V221H47L45 219L44 220L42 219V217H43L44 214H45V216L47 215ZM68 213H70V212H67V214ZM70 214H72V213H70ZM62 217L65 218L64 216H62ZM73 217H75V218H73ZM188 217H189V215H188ZM229 217H230V215H229ZM187 218H185V219H187ZM68 219L69 218L67 217V220ZM163 219H165V218H163ZM65 220H64V222H65ZM231 220H230V222H231ZM163 221H167V219L166 220H163ZM46 222H48V224ZM42 223H45V224H42ZM68 226L69 225H67L66 227H68ZM61 227H60V229H61ZM76 228H75V230H77ZM60 229H59V231H60ZM187 231H189V232H187ZM10 232H11V230H10ZM46 232L48 233L47 235H46ZM75 232H77V231H75ZM190 232H192V233H190ZM202 232H204V230ZM54 233H55V236H54ZM67 235H68V231H67ZM69 235H70V232H69ZM69 235H68V238H70V240H71V238L73 237L72 236L73 234L70 235V237H69ZM56 237H58V236H56ZM220 239H221V237H220ZM64 240L66 241V238ZM230 240H231V237H230ZM234 240H235V242L237 240L238 243L235 244ZM55 241L56 242L58 241V242L56 243ZM68 241H69V239H68ZM68 241H67V243H69ZM65 243L66 242L63 241V244H65ZM167 243L170 246V248L167 246L169 249L168 248L166 249ZM67 245L66 246L69 247V244H67ZM70 246H71L70 247V250L73 249V246L72 245H70ZM84 248H83V250H84ZM56 252L58 253V251H56ZM76 252L77 251H75V253ZM67 253H68V250H67L66 254ZM66 254L64 256H67ZM72 254H74V252H72V251H71L70 254L68 253V257L70 255H71L70 257L75 256L78 253H76L75 255H72ZM141 256H143V257L141 258ZM51 257H52V260H50ZM48 258H49V260H48ZM77 258H79V256ZM60 259H61V257H60ZM69 259H71V258H69ZM64 260H65V258H64ZM70 261H72V260H70ZM59 262H60V260H59ZM50 263H52V262H50Z\"/></svg>", "mask_w": 264, "mask_h": 264}]
</instances>
